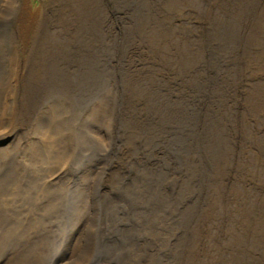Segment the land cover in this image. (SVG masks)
<instances>
[{"label":"rangeland","instance_id":"374dc122","mask_svg":"<svg viewBox=\"0 0 264 264\" xmlns=\"http://www.w3.org/2000/svg\"><path fill=\"white\" fill-rule=\"evenodd\" d=\"M244 2L29 0L31 10L47 17L43 48L56 53L54 70L45 66L28 94L20 132L14 120L21 114L12 119L7 105L9 121L0 131V178H7L0 190V256L32 253L41 264L59 255L68 264H264V0H250L253 11L239 12ZM219 29L227 31L225 44L217 40ZM213 47L221 61L197 85L192 65L203 73V51ZM8 57L13 73L16 56ZM27 84L15 96L19 109ZM109 100L115 111L104 106ZM145 145L156 158L162 154L165 168L194 173L197 181L190 201H199L191 211L195 223L183 224L186 203L178 206L176 241L170 240L174 225L164 226L166 205L150 206L138 193L151 182L166 190L153 167L143 166ZM189 179L184 175L180 184ZM109 197L120 199L119 206L132 200L126 220V210L106 207ZM100 214L106 235L92 245L91 225Z\"/></svg>","mask_w":264,"mask_h":264},{"label":"bare ground","instance_id":"6f19581e","mask_svg":"<svg viewBox=\"0 0 264 264\" xmlns=\"http://www.w3.org/2000/svg\"><path fill=\"white\" fill-rule=\"evenodd\" d=\"M55 3L59 0H53ZM64 1V0H63ZM69 4H70V0ZM90 1V0H89ZM99 1V0H98ZM247 3H243V5L240 7V9H238L239 12H245V9H249L251 8V10L253 11L252 7L249 5V1L250 0H246ZM96 2V1H94ZM75 3V2H74ZM98 4V3H97ZM62 6V5H61ZM74 6V5H73ZM53 7V6H52ZM54 9V8H53ZM52 9L50 8L48 11L50 13ZM45 11V12H48ZM87 11V9H86ZM29 12V16H30V20L29 21H25L24 20V16L26 15V13ZM42 11L40 10H31L30 7V3L29 0H0V59H1V64L4 66V73H0V131H2L5 123L9 120H6L5 116H6V112H7V105H10V107L12 108L11 110V117L12 119H15V117L18 116L17 111H19V113L21 114V118L18 120H14L15 121V125L16 127H14L15 129L19 130V132L22 130L21 129V125H22V113L23 115H25V112L28 113L29 111V107L31 106L30 104V99L28 94L30 92H32V86L37 85L38 83H36L38 81V79H41L42 76L41 73L45 72V66H47V70L46 71H52L54 70V65L51 61V59L53 58V56H55V49H49L47 47L43 48V45H46V39L45 38V26L44 24L47 21V17H45V13L42 15ZM144 13V12H143ZM246 13V12H245ZM150 14V13H149ZM42 15V16H41ZM79 15V14H78ZM85 15V14H84ZM77 16V15H76ZM86 16V15H85ZM83 18V17H82ZM142 18V17H141ZM49 20V19H48ZM235 22H239L241 21L240 17L236 16L235 17ZM91 21V20H90ZM93 22V21H92ZM91 23V22H90ZM69 24V23H68ZM70 25V24H69ZM80 25V24H79ZM86 25V24H85ZM88 26V25H86ZM10 27V29H9ZM79 27V26H78ZM81 27V26H80ZM139 27V26H138ZM137 27V28H138ZM86 28V27H85ZM79 29V28H77ZM11 31L16 32V35L14 36L13 33ZM68 31V30H67ZM83 32V31H82ZM226 30H217L216 32V36L218 37L217 40H219V42L221 41V38L223 37V35L226 33ZM67 33V32H66ZM71 33V32H70ZM73 34V33H72ZM32 36V38H31ZM35 37V38H34ZM69 37V36H68ZM65 38V37H64ZM73 38V37H71ZM75 39V38H73ZM24 40H26L24 42ZM78 40V39H77ZM45 41V43H44ZM66 41V40H65ZM71 41V40H70ZM222 42V41H221ZM56 43V42H55ZM64 43V42H63ZM90 43V42H88ZM210 43L213 44V39H210ZM224 43V42H222ZM110 44V43H109ZM225 44V43H224ZM69 46V45H68ZM67 46V47H68ZM74 46V45H73ZM84 46V45H83ZM87 47V46H86ZM232 47V46H230ZM47 48V49H46ZM57 48V47H56ZM64 48V47H63ZM79 48V47H78ZM81 48V47H80ZM45 49V50H44ZM73 49V48H72ZM74 50V49H73ZM85 50V49H84ZM22 51H25V55L26 57H22ZM14 52L16 58L14 59V63H15V71L12 73L11 71L8 70V61H9V57L8 55H11V53ZM68 52V51H67ZM70 52V51H69ZM76 53L79 55V53L76 51ZM81 54V53H80ZM63 55V54H62ZM83 55V54H82ZM220 55L218 52L215 51L214 47L213 48H208L205 49L203 51L202 57L201 59H203V73H199L197 72V68L195 66L192 65V68L194 70V74L197 76L198 80H197V85H199L200 83H198V81H204L208 78V71H213L215 68V63L220 62ZM75 56V55H74ZM57 57V56H56ZM68 57V56H67ZM71 57V56H70ZM58 58V57H57ZM72 58V57H71ZM224 59V56L222 55V60ZM62 60V59H61ZM65 60V59H64ZM68 60V58L66 59ZM65 60V62H66ZM200 60V59H199ZM59 61V60H58ZM70 61V60H69ZM81 61V60H80ZM79 61V62H80ZM54 62V61H53ZM77 62V61H76ZM61 63V62H60ZM75 63V62H74ZM73 63V64H74ZM202 63V62H201ZM56 64V63H55ZM196 64V63H195ZM62 65V64H61ZM184 65V64H183ZM197 65V64H196ZM219 65V64H218ZM70 67V66H69ZM219 67V66H218ZM80 68V67H79ZM58 69V68H57ZM60 69V68H59ZM200 69V68H199ZM223 70V69H222ZM66 71V70H65ZM88 71V70H87ZM220 71V70H219ZM54 72V71H53ZM52 72V73H53ZM216 72V71H215ZM224 72V71H223ZM227 72V71H226ZM225 72V73H226ZM65 73V72H64ZM47 74V73H46ZM54 74V73H53ZM217 74V73H216ZM41 75V77H40ZM49 75V74H48ZM50 76V75H49ZM177 76V75H176ZM216 76V75H215ZM224 76V75H223ZM52 77V76H51ZM57 77V76H56ZM226 77V76H225ZM50 78V77H49ZM65 78V77H64ZM47 79V78H46ZM192 79V78H191ZM210 79V78H209ZM225 79V78H224ZM26 80V82L28 81L29 84H27L25 87V91L27 92V96L24 98L23 96V100H22V109H19L17 104V98L15 97L16 94L18 95V92L20 91V88L22 87V82ZM67 80V79H66ZM69 81V80H68ZM36 83V84H35ZM41 83V82H40ZM61 83V82H60ZM26 84V83H25ZM72 84V83H71ZM78 84V83H77ZM224 84V83H223ZM73 85V84H72ZM204 86V85H203ZM202 86V87H203ZM57 87V86H56ZM208 87V86H207ZM61 88V87H60ZM66 88V87H65ZM236 88V87H235ZM8 90V92L6 93L4 90ZM34 89V88H33ZM41 89V88H40ZM53 89V88H52ZM71 91V90H70ZM68 91V92H70ZM217 91V90H216ZM57 92V91H56ZM64 92V91H63ZM39 93V92H38ZM42 93V92H41ZM51 94V93H50ZM64 94V93H63ZM218 94V93H217ZM21 95V92H20ZM34 95V94H33ZM47 95V94H46ZM55 95V94H54ZM65 95V94H64ZM210 95V94H209ZM31 96V95H30ZM37 96V95H36ZM40 96V95H39ZM44 96V95H43ZM61 96V95H60ZM59 96V97H60ZM49 97V96H48ZM56 97V96H55ZM54 97V98H55ZM67 97V96H66ZM209 97V96H208ZM50 98V97H49ZM44 99V98H43ZM83 99V98H82ZM184 99V98H183ZM200 99V98H199ZM36 100V99H35ZM39 100V99H38ZM107 100V99H106ZM115 100V99H114ZM212 100V99H210ZM209 100V101H210ZM54 101V100H53ZM57 101V100H56ZM121 101V100H120ZM35 102V101H34ZM52 102V100H51ZM205 102V101H204ZM33 104V103H32ZM100 104V103H99ZM207 104V103H206ZM38 105V104H37ZM107 108V110L109 112L112 111V109L115 111L116 108L118 107L115 102H111L109 100V102L105 103V105ZM121 106V105H120ZM103 108V107H102ZM99 109V107H98ZM33 110V109H32ZM194 110V109H193ZM119 111V110H118ZM34 112V111H33ZM40 112V111H39ZM44 113V112H43ZM119 113V112H118ZM117 113V114H118ZM194 113V112H193ZM215 113V112H213ZM36 114V113H35ZM40 114V113H39ZM106 114V113H105ZM192 114V113H191ZM20 116V115H19ZM218 116V115H217ZM44 117V116H43ZM121 117V116H120ZM123 117V116H122ZM219 117V116H218ZM31 118V117H30ZM207 118V117H206ZM216 118V117H215ZM29 119V117H28ZM27 119V120H28ZM106 119V118H105ZM191 119V118H190ZM189 119V121H190ZM6 120V121H5ZM164 120V119H163ZM183 120V119H182ZM217 120V119H216ZM13 121V120H12ZM39 121V120H38ZM175 121V120H174ZM219 121V120H218ZM103 122V121H102ZM121 122V121H120ZM130 122V121H129ZM178 122V120H177ZM180 122V121H179ZM197 122V121H196ZM208 122V121H207ZM29 123V122H28ZM36 123V122H35ZM111 123V122H110ZM162 123V122H161ZM169 123V122H168ZM173 123V122H172ZM171 123V124H172ZM206 123V122H205ZM27 124V123H25ZM98 124V123H97ZM112 124V123H111ZM168 125V124H167ZM185 125V124H184ZM189 125V124H188ZM191 125V124H190ZM25 126V125H24ZM95 126V125H94ZM106 126V125H105ZM154 126V125H153ZM181 126V125H180ZM179 126V127H180ZM209 126V125H208ZM9 127V126H8ZM12 127V126H11ZM96 127V126H95ZM98 127V126H97ZM96 127V128H97ZM207 127V126H206ZM32 128V127H31ZM156 128V127H154ZM190 128V127H189ZM14 129V130H15ZM30 129V126H29ZM162 129V128H160ZM164 129V128H163ZM167 129V128H166ZM188 129V128H187ZM211 129V128H210ZM13 130V129H12ZM39 130V129H38ZM44 130V129H43ZM127 130V129H126ZM149 130V129H148ZM157 130V129H155ZM199 130V129H198ZM203 130V129H202ZM37 131V130H36ZM190 131V130H189ZM209 131V129H208ZM215 131V130H214ZM119 132V131H118ZM172 132V131H171ZM181 132V131H180ZM184 132V131H183ZM42 133V132H41ZM123 133V132H122ZM147 133V132H146ZM162 133V132H161ZM199 133V132H198ZM204 133V132H203ZM179 134V133H178ZM186 134V133H185ZM194 134V133H193ZM104 135V134H102ZM156 135V134H155ZM161 135V134H160ZM174 135V134H173ZM104 137V136H103ZM112 137V136H111ZM165 137V136H164ZM194 137V136H193ZM115 138V137H114ZM156 138V137H155ZM177 138V137H176ZM201 138V137H200ZM215 138V137H214ZM160 139V138H159ZM162 139V138H161ZM175 139V138H174ZM199 139V138H198ZM154 140V139H153ZM156 140V139H155ZM172 140V139H171ZM193 140V139H192ZM116 141V140H115ZM114 141V142H115ZM147 141V140H146ZM175 141V140H174ZM218 145L221 143L219 139H215L214 140ZM8 142V141H7ZM144 142V141H143ZM142 142V143H143ZM167 142V141H166ZM177 142V141H176ZM192 142V141H191ZM5 143V140L2 138H0V148L2 147V145ZM113 143V142H112ZM171 143V141H170ZM190 143V141H189ZM206 143V142H205ZM212 143V141H210L208 143V145L210 146ZM165 144V143H164ZM201 145V144H200ZM216 145V144H215ZM162 146V145H161ZM173 146V145H172ZM163 147V146H162ZM180 147V146H179ZM213 147V146H212ZM218 148V147H217ZM220 148V147H219ZM161 149V148H160ZM164 149V148H162ZM166 149V148H165ZM175 149V148H174ZM182 149V148H181ZM188 150V149H187ZM213 150V149H212ZM168 151V150H167ZM172 151H174L172 149ZM201 151V150H200ZM184 152V151H183ZM217 152V151H216ZM141 153L143 154L142 159H143V166L145 167V169H150L153 167L154 169V175H158L160 177L163 178L164 180V187L166 190H160V188H158V186L156 187L155 185H153V183L155 182H151L149 184H152V187L149 188V185H147L146 187H142V189L140 191H138V193H140L144 198L146 197L145 195H147V199L148 200V204L150 206H158V205H166L165 207V213L166 216H163L166 220H164V226L166 224H173L174 225V230L175 232L172 233L170 240H175L178 235L181 236L182 233L179 232L178 230V225H179V220H177L176 217V212L178 211V206L179 208L182 206V204L185 205L186 203V211H184V213H187V215L185 216L186 219H184L185 221L183 222V224H185L187 227L188 225H190L192 223V226L195 223V219L192 218L193 214L191 213L192 208L196 206L197 209V204L199 203V201L196 204H191L190 201L195 200L194 198L196 197V194H194L195 190L193 185L195 186V184L197 183V181H195L194 183L192 182V178L194 177V173H185V176L190 177L188 184L187 183H182L180 184V180L184 177L183 174L180 175H176L175 173H173L171 171L170 168H165L161 162L163 159V156L161 154V156H158L157 158L154 156V151L152 149H148V146H141ZM159 153V152H158ZM157 153V154H158ZM215 153V152H214ZM218 153V152H217ZM211 154V149H207L205 151H203V155L204 156H208ZM156 155V154H155ZM159 155V154H158ZM184 155V154H183ZM215 155V154H214ZM166 157V156H165ZM209 157V156H208ZM155 160V161H154ZM169 160V159H167ZM187 160V159H186ZM189 160V159H188ZM197 161V160H196ZM173 162V161H172ZM183 162V161H182ZM194 162V161H193ZM132 163V162H131ZM205 160L204 159H200L197 164L199 165V167H202L203 165H205ZM187 164V163H186ZM190 164V163H189ZM213 164V163H212ZM163 166V170L161 169ZM182 166V165H181ZM197 166V165H196ZM174 168V167H173ZM179 168V167H178ZM193 168V167H192ZM195 169V168H194ZM10 170V169H9ZM196 170V169H195ZM189 171V170H188ZM195 172V171H194ZM12 174V173H11ZM104 174V173H103ZM127 177H130L132 175V169H129L127 171ZM151 174V173H150ZM152 175V174H151ZM140 176V175H139ZM146 176V175H145ZM153 176V175H152ZM157 176V177H158ZM186 178V177H185ZM6 177H1L0 178V190L4 191V187H6ZM92 179V178H91ZM202 179V178H201ZM11 180V179H10ZM153 180V179H152ZM155 180V179H154ZM197 180V179H196ZM169 181V182H168ZM17 182V181H16ZM200 182V181H198ZM14 183V182H13ZM138 183V182H137ZM142 183V182H141ZM163 183V182H162ZM9 184V183H8ZM192 184V185H191ZM11 185V184H10ZM141 185V184H139ZM158 185V184H157ZM9 187V186H8ZM128 187V186H127ZM121 188V187H120ZM140 188V187H139ZM17 189V188H16ZM92 190V187H88V191ZM121 190V189H119ZM139 190V189H136ZM198 190V189H197ZM124 191V190H123ZM132 191V190H131ZM100 192V191H99ZM200 192V191H199ZM202 192V190H201ZM206 192V190H205ZM20 193V192H19ZM111 193V192H110ZM126 193V192H125ZM12 194V193H11ZM15 194V192H14ZM4 195V194H3ZM9 195V194H8ZM98 195V194H97ZM132 195V194H131ZM6 196V195H5ZM17 196V195H16ZM125 196V195H124ZM114 197L117 198V195H114ZM3 198V197H2ZM116 198H110L108 202L106 203V207H110L113 208L115 207L116 212L119 211H124L126 210L125 213H127L125 215V220L129 217V212L132 211V200L131 199H127L125 201L122 202V204L119 206L120 203V199H116ZM138 198V196H137ZM198 199V198H197ZM4 201V200H3ZM126 201H129L130 204L126 203ZM144 201V200H143ZM1 203V202H0ZM202 203V202H201ZM145 204L147 205V203L145 202ZM178 204V205H177ZM139 205V204H138ZM123 206V207H122ZM16 207V206H15ZM104 207V206H103ZM5 208V207H4ZM150 208V207H149ZM10 209V207H9ZM144 209V208H143ZM158 209V208H157ZM163 209V208H162ZM195 209V211H196ZM17 210V209H16ZM22 210V209H21ZM111 210V209H110ZM113 210V209H112ZM13 211V210H12ZM103 211H105L103 209ZM128 211V212H127ZM149 211V210H148ZM147 211V212H148ZM194 211V213H195ZM5 212V211H4ZM11 212V211H9ZM133 212V211H132ZM139 212V211H138ZM144 212V211H143ZM141 212V213H143ZM197 212V211H196ZM8 213V211H7ZM121 213V212H120ZM119 213V214H120ZM152 213V212H151ZM154 213V212H153ZM180 213V212H179ZM16 214V213H14ZM146 214V213H145ZM150 214V213H149ZM159 214V213H158ZM191 214V215H190ZM10 215V214H9ZM137 215V214H136ZM147 215V214H146ZM161 215V214H160ZM182 215V214H181ZM3 216V214H2ZM138 216V215H137ZM141 216V215H140ZM145 216V215H144ZM159 216V215H157ZM11 217V216H10ZM13 217V216H12ZM116 217V216H115ZM132 217V216H131ZM148 217V216H147ZM150 217V216H149ZM152 217V216H151ZM120 218V217H119ZM145 218V217H144ZM154 218V217H153ZM181 218V217H180ZM184 218V217H183ZM102 214H100L97 218V220H94V224L91 225L92 228L96 229V232L94 234V240H93V244H95L96 240L99 239L100 235H102L103 237L106 235V230H107V223L106 222H102ZM122 219V218H121ZM158 219V218H157ZM110 220V219H109ZM123 220V219H122ZM130 220V219H129ZM133 220V219H132ZM181 220V219H180ZM29 221V220H28ZM98 223L95 225V222ZM124 221V220H123ZM141 221V220H140ZM144 221V220H143ZM108 222V220H107ZM126 222V221H125ZM135 222V221H134ZM162 222V221H161ZM121 224H119V227H123L124 225L122 224V221L120 222ZM129 224V223H128ZM149 224V223H148ZM7 225V224H6ZM20 225V224H19ZM18 225V226H19ZM159 226V225H158ZM24 227V226H22ZM113 227V226H112ZM118 227V226H117ZM130 227V226H129ZM142 227V226H141ZM144 227V226H143ZM19 228V227H18ZM21 228V227H20ZM126 228V225H125ZM113 229V228H112ZM145 229V228H144ZM22 230V229H21ZM18 231V230H17ZM42 231V230H41ZM116 231V230H115ZM125 232L131 231L132 229L127 230L124 229ZM123 231V232H124ZM163 231V230H162ZM27 232V231H26ZM110 232V231H109ZM117 232V231H116ZM149 232V231H148ZM19 233V232H18ZM23 233V232H22ZM36 233V232H35ZM108 233V231H107ZM111 233V232H110ZM168 233V232H167ZM32 234V233H31ZM39 234V233H38ZM16 235V234H15ZM24 235V234H23ZM109 235V234H108ZM124 235V234H123ZM21 236V235H19ZM36 235H34L35 237ZM162 236V235H161ZM33 237V238H34ZM123 237V236H122ZM185 237V234L182 236V238ZM6 238V237H5ZM23 238V237H22ZM101 238V237H100ZM2 239V238H1ZM10 238H8L9 240ZM147 239V238H146ZM151 239V238H150ZM155 239V237H154ZM104 240V239H103ZM139 240V239H138ZM160 240V239H159ZM2 241V240H1ZM152 241V240H151ZM181 241V240H180ZM155 242V241H154ZM171 242V241H170ZM123 243V242H122ZM153 243V242H152ZM1 244V243H0ZM98 244V243H97ZM132 244V243H131ZM3 245L4 242H3ZM22 245V244H21ZM8 249V248H5ZM14 249V247H13ZM181 249V248H180ZM2 250V249H1ZM159 251V250H158ZM163 252V251H162ZM25 253V252H24ZM165 253V252H164ZM173 253V252H172ZM37 254V253H36ZM163 254V253H162ZM22 252H16V250H13V252H11L10 254L8 253H3L0 256V264H27V263H37V264H41L37 259H35V256L31 253H29V255H23ZM132 255V254H131ZM166 255V254H165ZM164 255V256H165ZM177 255V254H176ZM163 256V255H162ZM37 257V255H36ZM177 257V256H176ZM130 258H132L130 256ZM167 258V257H166ZM175 258V257H174ZM65 259V255L61 256H55L50 262L49 264H68L63 262ZM85 259V255H83L82 257H80L78 259L77 262L82 263ZM127 259V258H126ZM140 259V258H139ZM165 260V259H164ZM130 261V260H128ZM174 262V261H173ZM126 263V262H125ZM83 264V263H82Z\"/></svg>","mask_w":264,"mask_h":264}]
</instances>
